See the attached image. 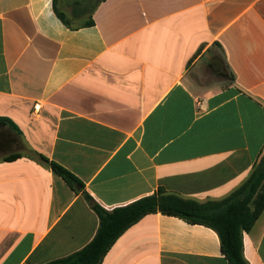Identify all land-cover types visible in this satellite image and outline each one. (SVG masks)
Wrapping results in <instances>:
<instances>
[{
    "label": "crops",
    "instance_id": "crops-1",
    "mask_svg": "<svg viewBox=\"0 0 264 264\" xmlns=\"http://www.w3.org/2000/svg\"><path fill=\"white\" fill-rule=\"evenodd\" d=\"M0 118L18 128L0 124V264L99 229L40 155L109 211L159 190L221 201L264 157V0H0ZM243 242L264 264V211ZM102 264L228 263L215 230L157 213Z\"/></svg>",
    "mask_w": 264,
    "mask_h": 264
},
{
    "label": "trees",
    "instance_id": "trees-1",
    "mask_svg": "<svg viewBox=\"0 0 264 264\" xmlns=\"http://www.w3.org/2000/svg\"><path fill=\"white\" fill-rule=\"evenodd\" d=\"M0 124H9L18 130L9 119L0 118ZM16 158L12 156L8 160ZM40 158L74 191L83 193L100 220L97 234L85 247L45 264H102L112 246L131 226L145 216L157 213L215 230L227 263L248 264L244 255L243 236L251 231L264 211V157L251 176L221 201L200 203L159 190L153 195L111 211L103 208L85 192L84 184L72 172L43 155Z\"/></svg>",
    "mask_w": 264,
    "mask_h": 264
},
{
    "label": "built area",
    "instance_id": "built-area-1",
    "mask_svg": "<svg viewBox=\"0 0 264 264\" xmlns=\"http://www.w3.org/2000/svg\"><path fill=\"white\" fill-rule=\"evenodd\" d=\"M40 107H41V105H37L35 109L38 111L40 109Z\"/></svg>",
    "mask_w": 264,
    "mask_h": 264
},
{
    "label": "rangeland",
    "instance_id": "rangeland-1",
    "mask_svg": "<svg viewBox=\"0 0 264 264\" xmlns=\"http://www.w3.org/2000/svg\"><path fill=\"white\" fill-rule=\"evenodd\" d=\"M219 61H220V64H223V60H222V58H219ZM219 64V65H220Z\"/></svg>",
    "mask_w": 264,
    "mask_h": 264
}]
</instances>
